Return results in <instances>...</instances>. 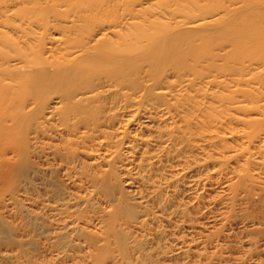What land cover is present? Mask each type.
<instances>
[{
  "label": "bare ground",
  "instance_id": "bare-ground-1",
  "mask_svg": "<svg viewBox=\"0 0 264 264\" xmlns=\"http://www.w3.org/2000/svg\"><path fill=\"white\" fill-rule=\"evenodd\" d=\"M142 1L0 0V191L27 161L30 112L42 106L37 127L55 123L94 162L144 175L127 155L157 146L141 165L177 162L166 185L213 164L196 173L197 199L223 183V198L263 224L264 80L251 72L264 69V23L238 22L235 0H160L153 17ZM130 126L152 134L130 137Z\"/></svg>",
  "mask_w": 264,
  "mask_h": 264
},
{
  "label": "rangeland",
  "instance_id": "rangeland-1",
  "mask_svg": "<svg viewBox=\"0 0 264 264\" xmlns=\"http://www.w3.org/2000/svg\"><path fill=\"white\" fill-rule=\"evenodd\" d=\"M159 1L143 0L137 10L153 17L163 5H156ZM253 1H234L237 21L246 20L248 13L251 30L264 23V3L249 4L252 11H246L247 2ZM246 30L242 26L237 31ZM256 58L250 59L252 64ZM260 70L250 72L263 81ZM41 108L30 112L27 161L17 166L15 181L0 191V264H264V223L247 216L252 208L232 206L223 198V183L214 180L199 200L196 194L201 191L193 183L197 170L166 185L165 167L178 163L141 165L145 149L160 150L147 144L127 155L144 175L120 164L94 162L89 155L98 152L69 148V136L57 131L55 123L37 127L43 121ZM128 116L120 115L119 122ZM128 134L141 138L152 132L130 126ZM125 151L123 147V157ZM213 167L206 166L198 175L212 174ZM254 209L264 210L262 205Z\"/></svg>",
  "mask_w": 264,
  "mask_h": 264
}]
</instances>
